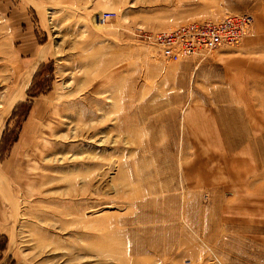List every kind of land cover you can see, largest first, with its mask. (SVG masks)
<instances>
[{
    "label": "rangeland",
    "instance_id": "rangeland-1",
    "mask_svg": "<svg viewBox=\"0 0 264 264\" xmlns=\"http://www.w3.org/2000/svg\"><path fill=\"white\" fill-rule=\"evenodd\" d=\"M254 4L0 0V264H134L130 233L170 205L223 195L206 174L221 150L196 141L216 129L228 51L174 63L139 34ZM209 252V264H229ZM253 256L244 264H260Z\"/></svg>",
    "mask_w": 264,
    "mask_h": 264
},
{
    "label": "crops",
    "instance_id": "crops-1",
    "mask_svg": "<svg viewBox=\"0 0 264 264\" xmlns=\"http://www.w3.org/2000/svg\"><path fill=\"white\" fill-rule=\"evenodd\" d=\"M248 12L254 17L251 32L235 49L216 51H228L222 67L223 97L215 99V109L207 105L213 111L208 116V127L215 128L216 124L217 131L196 141L218 145L221 150L217 158L208 157L219 164L206 174L213 177L215 184L211 186L223 192L222 198L218 195L208 204L175 203L167 215L152 216V228L145 225L144 233L134 239L129 235L128 255L134 264H209L210 249L229 264L232 260L244 264L243 256L249 254L259 256L263 264L264 0H255ZM207 108L199 111H209ZM228 192L256 196L254 200H234L228 199ZM183 207L195 210L185 215ZM1 219L0 209V237L4 234Z\"/></svg>",
    "mask_w": 264,
    "mask_h": 264
},
{
    "label": "built area",
    "instance_id": "built-area-1",
    "mask_svg": "<svg viewBox=\"0 0 264 264\" xmlns=\"http://www.w3.org/2000/svg\"><path fill=\"white\" fill-rule=\"evenodd\" d=\"M253 25L251 14L239 13L219 21L193 22L155 33L139 31V37L155 46L160 57L177 63L221 48L236 47L250 33Z\"/></svg>",
    "mask_w": 264,
    "mask_h": 264
},
{
    "label": "bare ground",
    "instance_id": "bare-ground-1",
    "mask_svg": "<svg viewBox=\"0 0 264 264\" xmlns=\"http://www.w3.org/2000/svg\"><path fill=\"white\" fill-rule=\"evenodd\" d=\"M219 50V49H218ZM217 51V50H216Z\"/></svg>",
    "mask_w": 264,
    "mask_h": 264
}]
</instances>
